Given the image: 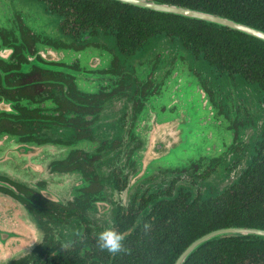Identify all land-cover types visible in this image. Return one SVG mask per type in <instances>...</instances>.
<instances>
[{"label": "flooded vegetation", "instance_id": "flooded-vegetation-1", "mask_svg": "<svg viewBox=\"0 0 264 264\" xmlns=\"http://www.w3.org/2000/svg\"><path fill=\"white\" fill-rule=\"evenodd\" d=\"M72 1L0 0V193L42 233L14 264L89 261L109 254L96 245L106 228L127 246L180 208L199 212L203 192L247 169L264 118V98L199 69L182 42L75 21ZM199 114L217 152L199 142Z\"/></svg>", "mask_w": 264, "mask_h": 264}, {"label": "trees", "instance_id": "trees-1", "mask_svg": "<svg viewBox=\"0 0 264 264\" xmlns=\"http://www.w3.org/2000/svg\"><path fill=\"white\" fill-rule=\"evenodd\" d=\"M199 10L245 24L264 32V0H151ZM75 21L98 22L116 31L138 33L139 43L157 36L176 39L199 53L207 70L236 75L246 90L264 98V43L227 28H215L202 21L157 13L114 0H73ZM83 16H86L85 19ZM117 36L120 38L121 35ZM254 86L257 91L251 87ZM264 134V127L260 138ZM258 140V141H259ZM255 142L246 170L229 189L199 199V212L178 209L171 223L166 218L154 224L155 231L143 239L130 237L129 254L92 257L75 255L63 264H173L195 239L216 229L241 227L264 230V135ZM241 175V176H240ZM226 190V191H225ZM136 241H135V240ZM36 249V248H35ZM35 249L31 254L35 253ZM30 254V256H31ZM30 256L28 257L30 259ZM14 264V263H13ZM31 264H59L33 261ZM182 264H264V238L227 235L196 248Z\"/></svg>", "mask_w": 264, "mask_h": 264}, {"label": "water", "instance_id": "water-1", "mask_svg": "<svg viewBox=\"0 0 264 264\" xmlns=\"http://www.w3.org/2000/svg\"><path fill=\"white\" fill-rule=\"evenodd\" d=\"M114 1L141 9H147L149 11L157 13L170 14L185 19L202 21L206 25H211L215 28H227L233 31H237L238 33L258 39L259 41L264 43V32L225 17L215 16L213 14L202 12L199 10L182 8L174 5H167L151 0ZM158 38L168 40V38L165 36H157L151 39L150 43L156 41V39ZM174 43L180 45V43L178 42ZM206 65L207 64L202 59H199V69L202 67L203 69H207ZM248 87H251L254 91H257L254 86L250 85ZM199 90L201 89L199 88ZM204 99L206 101L205 97ZM203 117L207 118L208 115L206 114ZM263 127L264 118L259 124L255 125V128L253 129V139L251 141L250 146L248 147V152L246 155L247 163L250 160V156L253 154V146L255 145V142L259 140ZM1 145L2 144H0V146ZM217 149L218 148H208L207 150L217 152ZM8 158L9 157L5 156L3 150L0 148V161L3 160L1 163H3ZM0 170H2L1 167ZM234 180L235 179L233 178L229 179L225 183V185L230 186ZM222 190H224V187L217 189V191H215L212 195L215 196V194L220 193ZM8 200L9 197L0 193V264H13V262H17L20 258H28L32 251L37 246H39L42 239V233L35 218L31 217L30 213L26 212V210H24L23 208L9 204L7 202ZM11 206L19 207L21 210L17 209V211L14 212L13 209H11ZM18 211H21L22 213L20 214ZM227 235L253 236L258 239H261L264 238V230L241 227H229L213 230L209 233L200 236L199 238L195 239L192 243H190L180 253V255L176 258L173 264H182L196 248L206 244L211 240L217 239L218 237Z\"/></svg>", "mask_w": 264, "mask_h": 264}, {"label": "clouds", "instance_id": "clouds-1", "mask_svg": "<svg viewBox=\"0 0 264 264\" xmlns=\"http://www.w3.org/2000/svg\"><path fill=\"white\" fill-rule=\"evenodd\" d=\"M116 199L115 195L113 197ZM152 228V225L148 222L143 224V230L147 234ZM125 234L117 232L112 228H106L102 232L97 234L96 245L100 251H106L112 256L120 254H129L131 249L125 247Z\"/></svg>", "mask_w": 264, "mask_h": 264}, {"label": "rangeland", "instance_id": "rangeland-1", "mask_svg": "<svg viewBox=\"0 0 264 264\" xmlns=\"http://www.w3.org/2000/svg\"><path fill=\"white\" fill-rule=\"evenodd\" d=\"M200 111V110H199ZM201 118H204L203 116H200L199 114V133H201V136L199 135V142L201 141L204 144V150L208 149V146H206L211 140V136L213 135L212 127L213 125L209 124L207 121L201 122ZM218 134H220V130L216 131ZM215 140V139H214ZM221 186V185H220ZM14 207V208H13ZM11 209L13 211H17V209H20L19 207L11 206ZM21 210V209H20ZM20 214L22 213L21 211H18Z\"/></svg>", "mask_w": 264, "mask_h": 264}]
</instances>
